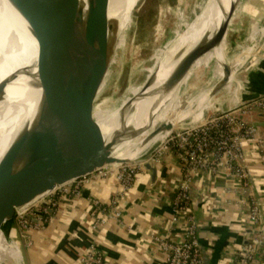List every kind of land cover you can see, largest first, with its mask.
Here are the masks:
<instances>
[{
  "label": "crops",
  "instance_id": "1",
  "mask_svg": "<svg viewBox=\"0 0 264 264\" xmlns=\"http://www.w3.org/2000/svg\"><path fill=\"white\" fill-rule=\"evenodd\" d=\"M264 0H241L231 16L215 62L221 71L242 58L222 92L206 102L210 115L233 110L240 104L264 95ZM220 37V35H219ZM218 37V38H219ZM215 50V49H214ZM220 58V60H219ZM231 71V70H230ZM206 65L195 69L184 92L187 96L204 95L217 84ZM234 79V80H233ZM237 117L259 130L264 142V113L255 110ZM158 150L156 151V156ZM253 144L246 147L248 190L242 181L229 177L228 168L218 174L202 172L192 188L191 211L198 223V235L205 264H233V255L248 244L254 235L264 236V162ZM156 178L146 168L140 170L133 186L122 192L115 179H103L86 186L84 199L63 200L54 218L34 235V244L26 248L17 224L0 237V264H79V258L95 242L105 264H165V254L154 237L169 235L183 238L186 223L172 222V201L181 181L178 161L171 150L160 152L150 161ZM120 198V220L109 221L99 233L90 228V206L93 201L106 205ZM260 204V223L249 220V210L241 200ZM10 245L16 248H10ZM264 264V256L263 262Z\"/></svg>",
  "mask_w": 264,
  "mask_h": 264
},
{
  "label": "water",
  "instance_id": "2",
  "mask_svg": "<svg viewBox=\"0 0 264 264\" xmlns=\"http://www.w3.org/2000/svg\"><path fill=\"white\" fill-rule=\"evenodd\" d=\"M45 1L59 15L42 23L31 18L26 2L9 0L37 42L42 71L50 91L49 103L52 101L55 110L48 107L50 104L42 105V120L26 130L17 143L13 165L0 169V232L6 223L15 218L18 208L29 205L37 197L107 165L126 163L113 157L111 150L99 153L96 149V143L102 137L97 115L105 116L111 111L102 109L105 102L99 103L111 63L112 23L108 17V1L87 0L85 10L80 8L76 14L73 12L76 0ZM214 1L223 5L221 0ZM237 3L231 9L227 28ZM215 15L216 12L209 8L206 19L190 33V39L196 37ZM0 20L6 25L7 15L3 7H0ZM7 26V32L15 34L14 29L9 24ZM222 39L214 38L211 43L198 46L196 59L217 48ZM189 46L186 43L172 56L164 54L154 73L142 86V92L115 108L119 109L121 121L127 113L136 112L137 103L147 98L145 93L156 82L163 63L167 67L173 64ZM201 64L209 66L210 59L189 64L181 73L171 76L168 92L174 90L175 94L168 102L166 115L192 72ZM217 74L219 83L214 90L204 94L206 102L219 93L231 78L228 67L218 70ZM172 129V126L162 123L146 144ZM141 135L133 141V147L140 141ZM138 149L137 154L142 148ZM145 168L155 180L156 170L151 162Z\"/></svg>",
  "mask_w": 264,
  "mask_h": 264
},
{
  "label": "bare ground",
  "instance_id": "3",
  "mask_svg": "<svg viewBox=\"0 0 264 264\" xmlns=\"http://www.w3.org/2000/svg\"><path fill=\"white\" fill-rule=\"evenodd\" d=\"M23 1L26 2L31 18L36 22L45 23L59 15L45 0ZM107 1L108 17L112 23L110 37L113 41L119 36V32L136 0ZM221 2L223 5L210 0L204 12L195 19L192 26L190 25L191 27L174 41L171 48L166 52V56L174 55L186 43L190 46L173 64L167 67L163 63L158 70L156 82L145 93L147 98L137 103L136 112L127 113L122 121L119 117V109H114L103 116L104 118L98 124L102 132V137L96 143V149L99 153H106L111 150L113 157L118 160L131 161L139 155L136 150L141 143L139 141L133 147V142H125L127 139L134 137L136 134H142V139L148 137L145 140L146 143L156 134L158 130L156 128L159 124L164 122V124L173 127L171 131H165L146 145L143 144L145 148H150L161 140L163 141L175 127L181 124L186 115L167 121L164 107H168L166 105L167 101L169 102L175 94L174 90L168 92L167 85L172 75L176 72L181 73L186 66L193 64L198 46L202 43L206 44L209 38L214 39L220 35V40L223 37L222 32L226 28L231 9L237 3V0H221ZM86 4L87 0H76L73 12L76 14L80 8L85 10ZM0 7L4 8L7 15L6 25L0 20V25H2L0 27V169H4L13 165L12 159L15 158L16 145L25 131L42 120V105L50 104L48 106L50 109L55 110V108L52 101L49 103L51 99L50 91L42 71L37 42L31 35L27 24L9 0H0ZM209 8L216 12L215 17L212 20L209 19L202 31L196 37L190 39V33L206 19ZM10 21H12L11 24ZM8 24L14 29L15 34L7 32ZM219 46L214 48L215 50L213 49L214 52L219 51ZM232 74L230 80L233 77ZM140 92H142V89L137 94ZM177 99L180 100L179 96ZM205 101V95H203L194 106H204ZM206 111V108H203L202 114L192 124L199 122ZM41 199V196L37 197L32 203Z\"/></svg>",
  "mask_w": 264,
  "mask_h": 264
},
{
  "label": "built area",
  "instance_id": "4",
  "mask_svg": "<svg viewBox=\"0 0 264 264\" xmlns=\"http://www.w3.org/2000/svg\"><path fill=\"white\" fill-rule=\"evenodd\" d=\"M255 110L264 113V95L240 104L231 111L216 112L196 125L180 131L173 130L166 137L168 140L164 147L158 150L157 156L162 151L171 150L178 161L181 181L172 201L171 219L172 222L183 219L186 223L185 234L180 240H174L169 235L154 237L165 254V264H205L198 235V223L191 211L193 184L202 172L218 174L220 169L226 167L230 172L228 176L242 181L243 191L248 190L246 147L248 144L255 145L264 162V142L259 138L258 128L244 122L236 113L244 115ZM148 162L150 161H143L137 167L119 168V172L116 165H107L41 195L42 199L35 204L31 202L18 208L14 219L25 247L28 249L33 246L35 233L54 218L63 200L69 202L82 200L86 186L91 182L109 178L116 180L122 192H128L139 171L145 169ZM241 203L249 210L250 223L258 225L259 202L243 198ZM119 204L120 198L117 197L106 205L97 201L92 202L89 213L92 232L99 233L109 221L121 219ZM263 256L264 236L254 235L243 250L233 255L232 263L262 264ZM79 264H105L104 256L95 242L79 258Z\"/></svg>",
  "mask_w": 264,
  "mask_h": 264
},
{
  "label": "rangeland",
  "instance_id": "5",
  "mask_svg": "<svg viewBox=\"0 0 264 264\" xmlns=\"http://www.w3.org/2000/svg\"><path fill=\"white\" fill-rule=\"evenodd\" d=\"M209 1L210 0H136L134 7L128 14L124 26L119 32V36L115 38V40H111V63L109 73L104 91L99 98V103L105 102L102 109L113 111L142 89L144 83L155 71L159 60L168 52L174 41L180 35L184 34L182 32L188 30L195 19L204 12ZM240 1L241 0H239L238 3ZM11 22L12 21H10V24ZM226 29L227 27L222 32L223 38L224 33L226 34ZM260 29L261 31L264 30V24L260 26ZM218 37L219 35L217 39ZM212 40L213 39L209 38L206 44L211 43ZM221 45L222 41L220 42L219 51ZM219 56L222 60L221 51L219 52ZM215 58L216 53L212 50L198 59H195L193 63H199L210 59V65L207 66V68H210L211 72H209V75L205 73L203 77L207 78V76L211 77L212 75L218 77L217 72L218 70L220 71V69L215 62ZM242 61L243 59L241 57L238 58L235 64L230 68L233 76L242 65ZM203 65L205 64L199 66ZM198 67H196V69ZM218 83L219 78L217 79V84ZM217 84L214 85L213 88L208 87L205 94L214 90ZM185 85L180 91V100L175 99L169 106L171 111H169V114L166 116L168 118L167 121H170L177 119L179 116L186 115L183 121H181V124L174 128L176 131L196 125V123L192 124V122L202 114V109L206 108V110H208L206 101L204 102V106H194L202 95L187 96L184 92ZM223 89L220 92H222ZM166 105H168V101ZM164 111L166 114L167 107H164ZM210 112L211 110L206 111L200 121L206 119L208 115H210ZM187 114H189V116H187ZM103 118V116L97 115L96 119L98 124ZM161 124L157 126L156 130ZM138 136L139 135L136 134L125 142H133ZM147 138L142 139L140 137V147L143 148V151L138 153L139 155L131 161L116 165L118 172L120 170L119 168L127 166L137 167L140 166V163L143 161L154 160L156 158V151L163 148L165 142L168 140L166 138L150 148H145L143 144ZM12 224H17L15 219ZM2 233L5 235L4 231H2ZM2 233L0 236H2ZM9 247L16 248L10 244Z\"/></svg>",
  "mask_w": 264,
  "mask_h": 264
},
{
  "label": "trees",
  "instance_id": "6",
  "mask_svg": "<svg viewBox=\"0 0 264 264\" xmlns=\"http://www.w3.org/2000/svg\"><path fill=\"white\" fill-rule=\"evenodd\" d=\"M13 221H14V219H13L12 221L6 223V224L3 226V231H4L5 234L8 233V230H9V228L11 227Z\"/></svg>",
  "mask_w": 264,
  "mask_h": 264
}]
</instances>
